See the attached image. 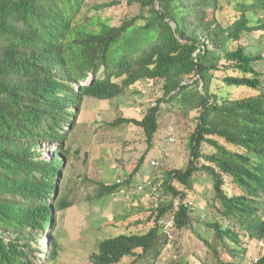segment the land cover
Listing matches in <instances>:
<instances>
[{"label": "trees", "instance_id": "trees-1", "mask_svg": "<svg viewBox=\"0 0 264 264\" xmlns=\"http://www.w3.org/2000/svg\"><path fill=\"white\" fill-rule=\"evenodd\" d=\"M120 1L92 9L98 13ZM125 1L139 3L140 13L113 24L89 13L78 19L86 0H0V264H35L34 241L53 227L57 211L73 206L70 186L63 184L72 179L65 143L83 101L113 100L139 91L143 82L157 81L162 82V96L145 116L110 122L111 127L139 126L148 147L124 170L121 183L117 177L101 184L98 199L124 193L138 181L160 127L161 102L177 100L184 110L198 111L188 164L168 169L160 182L152 180L151 192L165 198L152 206L139 202L150 211L146 222L154 225L103 239L91 264L158 257L168 235L194 227V221L213 228L215 243L197 235L219 264H232L219 257V242L232 254L247 253L243 240L247 246L257 241L258 252L263 249L264 70L259 65L264 62V0ZM227 7L236 13L228 23L219 16ZM217 72H224L225 84L247 87V93L234 97L214 91ZM57 143L52 157H45L44 147ZM205 143L212 152H203ZM163 149V157L154 159L168 158L174 150L165 155ZM197 172L212 181L214 196L206 207L217 202L221 219L195 216L194 201L175 184L194 189ZM225 175L235 184L233 194L225 188ZM51 245L55 260L57 243ZM174 264L190 263L181 258ZM252 264H264V254Z\"/></svg>", "mask_w": 264, "mask_h": 264}, {"label": "rangeland", "instance_id": "rangeland-1", "mask_svg": "<svg viewBox=\"0 0 264 264\" xmlns=\"http://www.w3.org/2000/svg\"><path fill=\"white\" fill-rule=\"evenodd\" d=\"M112 1L86 0L78 19L89 13L92 16L98 15L113 24H119L122 19L133 17L141 11L139 3L128 5L125 0L112 7H102L98 13L92 9L96 5ZM235 15V11L228 7L219 14L226 23L233 21ZM262 39L264 40V36ZM255 42L259 43L257 40ZM259 68L264 70V62L259 65ZM217 74L219 77L213 81L214 91L225 96L231 94L234 97L247 93L245 90L247 87L237 89L234 88L235 86L225 84L224 72H217ZM161 96L162 82L157 81L155 84L143 82L139 91L135 93L127 91L123 96L113 100L102 101L90 97L83 101L81 112L77 116L78 122L69 132L65 143L71 153L67 175H71L72 179L69 182L65 178L63 184H69L71 189L69 199L74 204L66 210L57 211L54 215L53 227L43 233L38 238V242L34 241L35 249L31 257L35 264H91L92 254L99 250V243L103 239L121 232H144L154 225L153 220L146 222L150 211L143 209L145 206L155 205L165 196L162 193L151 192L155 188L152 180L160 182L165 179L168 169L187 166L190 158L189 138L197 126V110H184L177 100L161 102L160 127L155 135L154 147L146 156L145 168L138 177V181H135L129 190L126 189L124 193L122 191L115 196L106 195L98 199V194L102 183H111L117 177L123 178L124 170L137 163L148 147L146 136L139 126L123 124L111 127L110 122L120 116L142 118L149 107L158 104ZM171 131L177 138L174 150L170 157L162 160V166L153 167L151 160L163 157L162 149L167 146L164 138ZM222 141L225 140L222 139ZM57 148L58 143L44 147V156L52 157L53 151ZM231 148L234 149V147ZM203 152H212V147L205 143ZM86 154L87 161L84 158ZM202 162H204L203 159ZM64 170L65 168H62V172ZM195 178L194 189L175 183L188 194L192 203L194 201V208L199 212L193 214L203 221L221 219L216 207L217 202L215 205L206 207L207 199H212L214 196V187L209 176L206 173L197 172ZM225 178V188L233 194L236 190L235 184L228 175H225ZM203 186L207 187L204 193H202ZM126 192L135 197L126 198ZM139 202L146 205L142 207ZM222 223L227 224V221L223 220ZM197 232L208 238L211 243L217 240L213 228L194 221L192 228L173 230L172 234L168 235L169 241L162 247L158 257L152 254H145L137 259L125 257L120 264H174L181 258H185L190 264H219L217 255L210 249L208 251L207 244L200 235H197ZM53 240L57 243L55 260L51 259L54 252V245H51ZM246 241L243 240L242 243L244 247H247L246 254L237 251L232 254L228 248L222 247L224 246L222 242H219L221 247L219 257L225 262L231 261L232 264H252L255 257L264 254V247L258 252L257 241L248 244L250 246H247ZM231 246L234 245L231 244Z\"/></svg>", "mask_w": 264, "mask_h": 264}, {"label": "built area", "instance_id": "built-area-1", "mask_svg": "<svg viewBox=\"0 0 264 264\" xmlns=\"http://www.w3.org/2000/svg\"><path fill=\"white\" fill-rule=\"evenodd\" d=\"M176 141H177V138H176L175 133H173L172 131L167 133V135L164 138V142L166 143L167 146H166V148L163 149V151H165V155L169 154L168 150H170V151L173 150V148L176 144ZM162 160L163 159H153L151 161V165L153 167H156V166L162 164ZM121 181H122L121 178L117 179L118 183H121ZM126 197H129V195H127ZM169 225H171L170 221L167 223V226H169ZM260 245L264 246V240L260 241ZM259 259H260V256L255 257L254 262H258Z\"/></svg>", "mask_w": 264, "mask_h": 264}, {"label": "water", "instance_id": "water-1", "mask_svg": "<svg viewBox=\"0 0 264 264\" xmlns=\"http://www.w3.org/2000/svg\"><path fill=\"white\" fill-rule=\"evenodd\" d=\"M60 175H62V171H60ZM58 193H59V185H57V188H56L55 198L58 196Z\"/></svg>", "mask_w": 264, "mask_h": 264}, {"label": "clouds", "instance_id": "clouds-1", "mask_svg": "<svg viewBox=\"0 0 264 264\" xmlns=\"http://www.w3.org/2000/svg\"><path fill=\"white\" fill-rule=\"evenodd\" d=\"M264 240V239H263ZM264 247V246H263ZM261 257V256H260Z\"/></svg>", "mask_w": 264, "mask_h": 264}]
</instances>
